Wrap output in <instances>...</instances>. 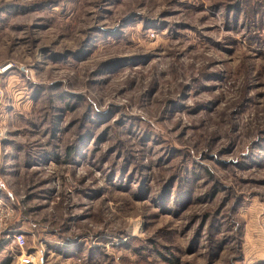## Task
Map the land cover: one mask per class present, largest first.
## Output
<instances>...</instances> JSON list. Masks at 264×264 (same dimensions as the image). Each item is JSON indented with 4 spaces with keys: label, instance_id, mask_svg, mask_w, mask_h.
I'll use <instances>...</instances> for the list:
<instances>
[{
    "label": "rangeland",
    "instance_id": "obj_1",
    "mask_svg": "<svg viewBox=\"0 0 264 264\" xmlns=\"http://www.w3.org/2000/svg\"><path fill=\"white\" fill-rule=\"evenodd\" d=\"M264 264V0H0V264Z\"/></svg>",
    "mask_w": 264,
    "mask_h": 264
},
{
    "label": "built area",
    "instance_id": "obj_2",
    "mask_svg": "<svg viewBox=\"0 0 264 264\" xmlns=\"http://www.w3.org/2000/svg\"><path fill=\"white\" fill-rule=\"evenodd\" d=\"M12 237L16 248L21 252L19 264H35L34 257L23 252L25 248L24 236L22 234H13Z\"/></svg>",
    "mask_w": 264,
    "mask_h": 264
}]
</instances>
